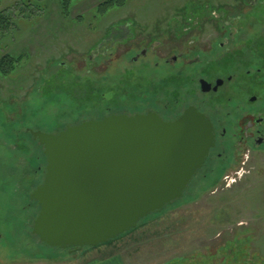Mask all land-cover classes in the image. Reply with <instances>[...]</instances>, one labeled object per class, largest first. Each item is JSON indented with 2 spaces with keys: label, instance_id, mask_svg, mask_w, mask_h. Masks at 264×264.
<instances>
[{
  "label": "rangeland",
  "instance_id": "rangeland-1",
  "mask_svg": "<svg viewBox=\"0 0 264 264\" xmlns=\"http://www.w3.org/2000/svg\"><path fill=\"white\" fill-rule=\"evenodd\" d=\"M104 1L71 0L67 14L57 0L0 5L10 23L15 19L0 36V57L21 58L10 76H0V264H264V143L248 144L243 154L238 124L223 118L225 135L217 130L183 197L133 232L76 252L48 247L32 234L39 207L30 193L42 182L45 158L29 131L55 133L111 109L110 100L97 102L98 91L116 88L126 69L149 73L154 82L193 77L198 87L202 66L221 53L219 26L238 31L236 46L264 32V0H125L95 15ZM9 4L17 8L13 17ZM150 45L153 51L133 60ZM195 57L200 63L188 65ZM206 67L220 76L233 63ZM242 77L250 80L244 71ZM151 107L166 118L178 114ZM253 110L264 113V104Z\"/></svg>",
  "mask_w": 264,
  "mask_h": 264
},
{
  "label": "water",
  "instance_id": "water-1",
  "mask_svg": "<svg viewBox=\"0 0 264 264\" xmlns=\"http://www.w3.org/2000/svg\"><path fill=\"white\" fill-rule=\"evenodd\" d=\"M29 133L45 158L30 193L39 207L31 232L48 247L74 250L115 240L180 200L215 145L212 123L192 106L170 121L120 113Z\"/></svg>",
  "mask_w": 264,
  "mask_h": 264
},
{
  "label": "flooded vegetation",
  "instance_id": "flooded-vegetation-1",
  "mask_svg": "<svg viewBox=\"0 0 264 264\" xmlns=\"http://www.w3.org/2000/svg\"><path fill=\"white\" fill-rule=\"evenodd\" d=\"M218 31L221 33L222 42L218 43L217 49L221 53L217 58H209L206 65L202 66V75L199 76L197 74L196 79L198 87L195 86V89L198 92L197 96L199 101L196 100L192 102L188 107L192 106L196 108L210 120L214 127L215 145L217 142V130H221L219 134L220 137L225 135V126L222 118L225 120L228 119L227 122L229 125L232 123L238 124L237 130L241 131V133H239L240 138L238 139L237 146H239L240 152L244 154V152L248 150V144L253 143L258 146L264 143V113L253 110V105L255 103L264 104V32L259 33L258 37L254 39L256 41L250 38V40L245 41L243 45L236 46L235 39L238 33L236 29H233L231 25H222L218 27ZM253 34V32H250L249 36L252 37ZM158 44V42H155L154 45ZM209 48H212V45ZM154 49L155 47L150 45L149 50L143 49L133 60L138 61L140 57L146 56L148 51H153ZM206 53L209 52L206 51ZM211 53L215 55L216 52L213 50ZM177 59L178 57L175 56L169 60V63L175 64ZM199 61L198 57H195L194 61L190 60L187 63L188 65L199 64ZM227 61L233 63V68L231 70L225 71L220 76L215 74H213V76L210 75L212 72L206 66H218L219 63ZM243 71L245 76L250 80L246 81L243 79ZM204 72H206L205 75ZM200 80L209 83L211 85V90L202 92L199 84ZM217 80H221L222 84L216 90H213ZM252 80H254L255 83H251ZM257 80H259L260 83H258ZM225 87L227 91L224 92L222 89ZM219 105H222L224 108L219 109ZM184 110L179 112L177 116H172L173 118H166L156 110H152L151 112H155L165 121H170L178 117ZM242 113H245V116L242 119L240 118L239 121H235ZM240 155H242V153H240ZM68 250H70V252L78 251L74 250V248Z\"/></svg>",
  "mask_w": 264,
  "mask_h": 264
},
{
  "label": "trees",
  "instance_id": "trees-1",
  "mask_svg": "<svg viewBox=\"0 0 264 264\" xmlns=\"http://www.w3.org/2000/svg\"><path fill=\"white\" fill-rule=\"evenodd\" d=\"M8 1L12 0H0V5H2L3 2ZM57 1L60 3L62 12L67 14L71 5V0ZM11 5L9 4L10 9H8V11L11 12V16L13 17L11 9L15 8V6H13V4ZM124 5L125 0H107L100 3L95 8L94 13L97 16H103L115 8H122ZM15 10H17V8H15ZM1 11L2 10H0V36L2 37L15 26V22H13L15 19L13 17L12 23L14 24L10 23V19L4 17L5 12ZM21 11L20 15L22 16L25 9L23 8ZM20 60V57L15 58L9 54H5L0 57V76H10V74L14 72L16 64H18ZM63 71L65 70L63 69ZM118 75L119 77H117L119 80L117 81L118 83L116 88L111 87L112 90L110 91H106V89L101 88L97 94V102L110 100L108 103L111 104V109L108 108V110L99 116L86 117L71 125L78 124L85 120L101 119L102 117L110 114L122 113L134 115L137 113H146L148 111H152L151 106H156L160 110L163 109L165 112L170 110V112H168L169 114L174 113L173 111L179 113L192 104L195 94L197 95L198 93L195 89L193 77L184 78L182 76H170L162 82H154L150 78L149 73H139L128 69ZM123 99L127 101H124ZM221 107L223 106L221 105ZM59 131L55 133H58ZM135 229L131 230V232Z\"/></svg>",
  "mask_w": 264,
  "mask_h": 264
},
{
  "label": "crops",
  "instance_id": "crops-1",
  "mask_svg": "<svg viewBox=\"0 0 264 264\" xmlns=\"http://www.w3.org/2000/svg\"><path fill=\"white\" fill-rule=\"evenodd\" d=\"M26 261H30V260H26ZM26 261H25V262H26ZM30 262H31V261H30Z\"/></svg>",
  "mask_w": 264,
  "mask_h": 264
}]
</instances>
